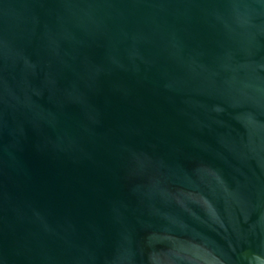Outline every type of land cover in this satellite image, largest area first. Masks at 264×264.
Masks as SVG:
<instances>
[{"label": "water", "instance_id": "water-1", "mask_svg": "<svg viewBox=\"0 0 264 264\" xmlns=\"http://www.w3.org/2000/svg\"><path fill=\"white\" fill-rule=\"evenodd\" d=\"M0 264H264V0H0Z\"/></svg>", "mask_w": 264, "mask_h": 264}]
</instances>
